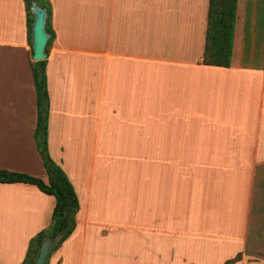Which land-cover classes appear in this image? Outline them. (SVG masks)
Returning <instances> with one entry per match:
<instances>
[{
  "label": "crops",
  "instance_id": "0c3cea01",
  "mask_svg": "<svg viewBox=\"0 0 264 264\" xmlns=\"http://www.w3.org/2000/svg\"><path fill=\"white\" fill-rule=\"evenodd\" d=\"M47 146L79 208L46 264H264V0H237L229 66L209 0H48ZM23 0H0V168L47 182ZM55 199L0 182V264Z\"/></svg>",
  "mask_w": 264,
  "mask_h": 264
},
{
  "label": "trees",
  "instance_id": "16d2710c",
  "mask_svg": "<svg viewBox=\"0 0 264 264\" xmlns=\"http://www.w3.org/2000/svg\"><path fill=\"white\" fill-rule=\"evenodd\" d=\"M23 1L27 14L29 44L30 26L33 19V14L31 12L33 2H35L37 6L46 10L45 27L50 35L45 48L47 53L48 47L54 38V32L50 25L51 8L49 2L47 0ZM236 6L237 0L208 1L202 60L204 64L229 66ZM30 54H32L31 48ZM30 66L36 97V124L33 132V138L47 174V182L37 176L16 171H9L2 168H0V182H24L33 184L42 192L52 195L55 199V204L52 211L50 226L42 229L30 238L25 257L21 264H34L39 246L44 238L48 237L52 239V246L49 254L54 251L75 228V214L79 208L77 197L71 182L62 168L52 160L48 152L47 119L49 98L45 71L46 59L40 61L31 60Z\"/></svg>",
  "mask_w": 264,
  "mask_h": 264
},
{
  "label": "water",
  "instance_id": "95a60500",
  "mask_svg": "<svg viewBox=\"0 0 264 264\" xmlns=\"http://www.w3.org/2000/svg\"><path fill=\"white\" fill-rule=\"evenodd\" d=\"M31 12L33 14L30 26V48L32 51L31 59L32 61H40L46 59L47 53L45 48L50 36L45 27L46 10L37 6L36 3L33 2ZM51 246V238L47 237L42 240L34 264H45Z\"/></svg>",
  "mask_w": 264,
  "mask_h": 264
},
{
  "label": "rangeland",
  "instance_id": "374dc122",
  "mask_svg": "<svg viewBox=\"0 0 264 264\" xmlns=\"http://www.w3.org/2000/svg\"><path fill=\"white\" fill-rule=\"evenodd\" d=\"M48 1V0H47ZM49 2V1H48ZM50 5V3H49ZM50 8H51V5H50ZM263 30H264V23L261 24V35H260V38L262 39L263 38Z\"/></svg>",
  "mask_w": 264,
  "mask_h": 264
}]
</instances>
